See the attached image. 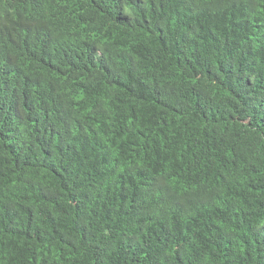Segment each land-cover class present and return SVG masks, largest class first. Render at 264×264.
<instances>
[{
	"label": "trees",
	"instance_id": "16d2710c",
	"mask_svg": "<svg viewBox=\"0 0 264 264\" xmlns=\"http://www.w3.org/2000/svg\"><path fill=\"white\" fill-rule=\"evenodd\" d=\"M0 264H264V0H0Z\"/></svg>",
	"mask_w": 264,
	"mask_h": 264
}]
</instances>
